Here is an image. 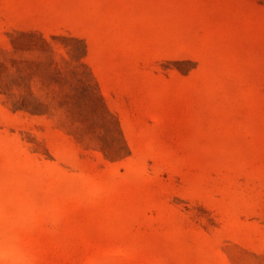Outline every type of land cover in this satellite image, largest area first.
I'll return each mask as SVG.
<instances>
[{"label":"rangeland","instance_id":"1","mask_svg":"<svg viewBox=\"0 0 264 264\" xmlns=\"http://www.w3.org/2000/svg\"><path fill=\"white\" fill-rule=\"evenodd\" d=\"M0 264H264V0H0Z\"/></svg>","mask_w":264,"mask_h":264}]
</instances>
